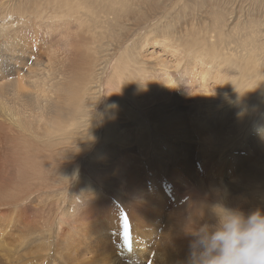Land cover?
<instances>
[{
    "label": "bare ground",
    "instance_id": "obj_1",
    "mask_svg": "<svg viewBox=\"0 0 264 264\" xmlns=\"http://www.w3.org/2000/svg\"><path fill=\"white\" fill-rule=\"evenodd\" d=\"M74 1L75 0H41L32 3V1L24 0L25 7H20L18 10H13L11 13H9V15H5L2 22H0V178L2 179L0 180V187L2 188L4 183H6L8 186H13L15 181L13 179L15 178L26 182L29 180L38 181L44 176L45 167L43 166V163H41L42 161H38V159L34 164L36 167L41 165L40 169L38 171H33L32 154H34L36 158H42L43 156L54 153V150L57 149L58 146H60L58 154H64V152H62V146L77 147V150L81 152H79L78 154V160L71 165V169L74 168V172L72 173V175H74V173L77 174L78 172H82L83 178L85 179H91L92 176H95V178L91 179L93 181V186H95V197L93 199L92 197H90L89 199V196H85L84 198L80 199L81 202L89 200H94L95 202H97L96 204L94 203V207L96 208V210H93V212L95 213V215L98 212L103 213L105 209L100 210L102 209V207L106 209L110 208L111 212L108 215L109 219H107L106 223H99V221L94 220L95 215L85 216L83 212L79 213L76 209L79 204L75 205V203L72 205V208L74 212L77 211L79 213L76 217L73 214L76 219H71L70 217L65 218L66 216L63 213L64 215L59 221V226L62 227L63 230L68 226L67 229L71 228V230H68L66 232V235H64L63 233L60 234V232V235L58 234V238H61L62 235H64L61 239L62 241L67 242V245L65 247L66 251L59 256L60 258H63L62 261L59 262V264H186L189 255L190 239L181 238L187 235L182 232L179 225H177V222L184 219V213H180V217L177 216L168 219V221L172 220L170 221L171 228H175V230L171 229V240L170 243H168V249L176 255L175 257H173L167 249L159 250L158 248H155L154 245H151L154 241L152 239L153 232H141L139 233L141 236L136 233L137 229L140 228L138 230L140 231L142 228H145V226L147 227L150 219L146 215H137V213L135 214V212L140 209L136 210V207L127 209L126 203L113 198L118 193L112 192L113 189L109 191L110 188L115 187L111 185L112 183L108 182V176L110 174L106 176L107 174H105V171L98 173V170L94 169V167L92 168V170H86L84 168L85 166L89 165L90 162H93L94 159L96 160V158L100 156V151L102 150L101 147H104V143L105 145L110 144V142L113 143L115 139H118L116 136H123L117 135V133H119V129H116V127L119 126L121 128L120 120H125V118L126 120L128 119L126 116H124V114H127V108L132 109V111H134L133 114L136 115V117L132 115L136 122H138L136 124L135 130L140 132L139 128L141 127V124L145 125V129L148 132V137H145L141 140L140 149L141 151H146L149 150L150 147L146 145V141H148L149 143H153V140H156L158 138L160 139L162 137V134L159 131L157 132V130H155L156 128L154 129L153 124H151V122L148 120V116L146 115V113L148 112L146 110V105L148 106V104H146V99L144 98H148V96H150L152 101H156L160 98H168L167 96H169V102L171 101L177 104L183 102V99H179L178 96H176L173 92L174 89L179 86V83L176 80V76H172L170 74L171 72H173L171 69L174 68V66H170L168 61L165 59L159 60V64L156 65H152V61L154 59H150V65L144 62V60L142 62V59L140 58L142 54L140 55L139 53L140 51L144 50L145 47L150 46L154 48V51L151 52L153 53L152 55L160 53L158 56L162 57V55L166 54L167 49L170 46L168 44V41L172 39L177 42L179 41V38L175 34V27L173 26V29H171L172 26L170 25L176 22H173L171 20L167 21L169 24L165 22L167 18L171 17L170 4L173 0H125L124 2H120V0H110V6L104 8L103 10L93 9L92 14L94 15L95 20L84 19V24L81 20L82 10L84 6H81L80 3H76ZM216 6L217 5H215L214 7ZM196 7L200 8L201 6L199 3H197ZM139 10L142 11L144 15L143 18L138 16ZM159 15H162L164 20L160 21V30L157 34L154 32V30L158 29L157 17ZM210 15L212 16L214 21L221 18L217 13H210ZM8 16H10V20H8ZM261 17V20H255V27L251 26L250 33L245 35H232V31L234 28L228 30V33H226L223 30V26L227 24L228 19L224 23H215L212 27L213 31L211 32L213 34L211 38L214 39L215 42H208L210 44V47L207 43V45L205 43L204 45L207 48H213L214 50H216L217 48H221V50L217 52V54H214V59L216 61H221L220 64L223 68L240 70V79L232 82L224 79L221 80L222 82H224V86L221 91H224L225 93L231 92L234 98H240L242 96L246 97V95L248 94L250 99L244 102L246 109L244 111L245 115H242L240 121L242 123H245L247 128H250L248 132L253 130V128L255 129L260 126L263 130V134L259 137L258 141L260 145H262L261 141L264 145V52L262 53L261 45L253 44L251 42V40H255L258 37H261L264 40V27L260 28V26H264V12L261 13ZM65 20H68V22L62 23ZM72 22L78 23L79 29H73L74 26L72 28ZM230 22H233V20H230ZM51 23L57 24V32H52L49 36L56 39L58 34L63 35L61 36V41H63L62 45L65 46L64 48L66 50V53H72L73 49L75 48H69L70 44L73 43L72 41H75V35L73 34V32L71 34L70 31H83L85 29L88 30L90 35L87 40H89L90 42L86 41V43L90 45L92 44L91 48H94V50L96 49L98 44L104 42V36H106L105 32H111V35L114 38H107L105 43H108V45H112L113 48H111V52L108 54L109 58L102 61L101 65L98 66L95 78H93V81L91 83V85H93L92 87H89L91 85L88 84V86L87 82H84V79H82V77H76L72 80V75L70 76V80H67V82L63 84L62 82L65 80L64 77L66 76V74L62 72L60 74L58 73L59 77L63 78L60 82L57 80V74H54V69L48 75L45 73H41L42 66H46V64L43 60L32 58L33 52L31 47H38L37 44H34L35 40L41 37V35H48V29H43L42 25H49ZM32 24H35V26L33 27L34 29L29 28V26H31ZM132 24H138L136 27L137 30L144 31L148 28L149 31L144 36L136 38L134 37L135 30L132 27ZM63 26H65V28H63ZM257 29L263 30V34H257ZM123 45H126V49L121 53L123 56H127V61L123 65L119 64L118 61L120 60L115 61L113 65L114 71L110 76L106 89L108 91V95L112 94L111 100L107 98V107H104V109L99 114L97 112V106L99 104V100L103 98V76L106 74L108 68L110 67L112 59L115 56L116 52L120 51ZM193 45V43H189L187 45L188 48H186V50L183 49L182 56H184V58H191L188 57V55L190 53L193 54ZM62 48L63 47H61V49ZM155 48H160L161 52H156L157 50H155ZM176 50H178L177 47ZM258 52L262 53V55L260 56ZM175 53H178V51ZM96 54L98 55V53ZM64 56L66 55L64 54ZM203 57L204 56H200L199 52L198 57H192L193 60L191 67H189L188 62H185L188 63L187 66L185 67L184 65L182 71H178L175 75L178 74L177 76L180 79H189V81H192V79L195 78V88H197V92L199 93L197 96L200 95L201 97L195 98L194 101L197 102L200 106L203 101H206L207 103H211L213 108H222L224 95L212 96L211 91L208 89L207 76L211 74V68L208 67V64L203 62ZM180 62H178V64ZM75 63L77 64V62ZM154 63L155 62H153V64ZM188 67L190 70H188ZM176 70L177 68L175 66L173 73H175ZM160 77L164 80L167 79L170 85L177 86L174 89H166L167 85ZM86 90L90 91V95L92 94L91 101L93 100V102H89L87 104V99L83 97L87 92ZM168 90L172 91L174 95L171 96L172 94L170 95ZM63 92L65 94L64 98L62 97ZM57 93H59L57 100H53L52 95H57ZM97 97L99 98V100H97ZM118 109H121L124 114L119 110L120 115L118 114L119 116H117L115 110L118 113ZM174 110L176 109H170V111ZM38 114L40 115V117H42V119H46V123L44 126L47 130L49 127H51L52 129V126L55 125V123L54 125L51 124L52 126L48 125L50 121L52 122L54 120L57 122L58 130H54L55 127L53 128V131L55 132H52V130L47 131L44 129L46 134L43 135V129V132H40L41 126L35 129L34 126H32L31 120H34L35 116ZM55 115L57 116L56 119L51 120ZM221 116V111L216 110L213 113L212 118L215 121H221L223 120L220 118ZM49 117H51L50 120ZM197 117V120L200 122V124L205 123L206 119L202 118V113H200V116L198 115ZM127 124L124 123L125 128L128 127L130 129V125ZM131 124L133 123L131 122ZM220 124L224 125L223 122ZM220 124L212 130V135H214L212 139L215 140L219 138L224 142L225 145L230 147V142L233 139L232 132H230V129L228 130V128L220 131ZM151 132H153L154 135H152ZM101 142H103L102 146L98 144ZM119 142L121 141L119 140ZM84 143H86V146L82 145ZM84 147L85 149H83ZM111 147L113 148L114 146L109 145L108 148L111 149ZM151 153V151L148 152V154L150 155ZM173 155L174 153L172 154V156ZM259 155H261V153ZM154 156L155 154L152 153L151 158H153ZM229 156L230 154L228 153L221 155L220 159H227L224 166H227L229 164ZM52 157H54V155H52ZM86 158L88 164L86 163ZM56 159L57 158H53L52 160L55 161ZM230 159L238 163L232 165V167L237 170L238 166L241 167V162H243L244 158H240L239 156H237V154H233ZM150 162L155 164L151 159ZM167 164L170 163L167 162ZM53 165L54 166L52 170L55 171L51 172V175H54L59 171L61 173V171L64 172L65 170H67H62L63 165H57V162ZM249 165L248 169L244 171L243 180L238 183L247 185L253 189L256 188V190L261 189L259 187H264V181L261 180L262 178H264V171L258 168L256 170H251L252 168L250 169ZM106 166L108 167L109 165ZM3 168L5 173H2ZM15 168L19 169L18 171H20L17 173L18 177H14ZM111 168L113 169V167ZM111 168H109L108 170L110 171ZM123 169L124 166H122V170ZM157 169L160 170V164ZM136 172L133 173V175H136ZM120 174L123 175V173ZM104 178L107 179L108 183ZM134 178H131L130 181L132 189L134 188L133 190H135V185H133V183L135 182ZM72 179H74V177ZM180 179H177V184L172 187L173 190L177 192V194L178 192H180ZM161 181L163 183H166L167 177L163 179L162 176ZM113 182H115V180ZM18 183L20 184L19 181ZM224 183L225 184L220 185L221 194H217V197L223 200L227 205H230L231 202L235 200L234 194L236 193L238 187L230 181ZM45 184L48 187L57 186L54 185L55 183H52L51 181H48ZM45 184L43 183L42 186H44ZM193 185L188 187L190 188L188 191L193 189L195 190V186ZM243 187L244 186H242V188ZM100 190L103 192V195H109L106 201L98 199V197L101 195L99 194ZM173 190L172 192H168V196L166 197V200L168 201L167 204H170L171 206L175 201V198L177 197V194H175ZM261 191L255 192L260 194L259 197H262L261 199L264 200V194L262 193L263 191ZM20 194L22 193L19 192V195ZM102 198L104 199V196ZM191 200L192 199H190V201ZM237 203V206L248 205V211L253 208L251 202L245 201L244 203L243 201L238 200ZM80 204H82L83 206V203ZM188 204L189 203H187V206ZM178 210L182 211V207L178 208ZM125 215H127L129 219L128 229H124L122 227V220ZM10 218L12 217L10 216ZM189 219L196 223L199 222V218L194 216L190 217ZM2 220H7V218ZM137 220H139L138 224L136 223ZM90 222L91 225H89ZM12 224L13 222L10 223L8 227L4 228L6 234H8L9 230L12 227ZM135 225H137V228L132 229V227H134ZM89 226H91L93 229H91ZM23 228V232L21 234H18L20 235L19 237L8 236L9 234L5 236L0 233L1 254H12L14 257L13 262L16 263L20 259L19 249H21V251L24 253L23 257L27 259V255L30 252H33L30 248L31 245L40 244L39 247H43V244L39 243V241L41 240L40 238L27 234L28 228L35 230V227L23 225ZM104 228H111L110 230L113 233L106 232L102 237V231L104 230ZM74 229L76 230V232H73ZM151 231H153V229ZM114 237H116V240H113ZM6 238L10 242H6ZM92 238H95V244L93 247L79 245L80 243L86 244L87 241ZM15 243H17L19 247L15 245ZM77 248L81 250L83 249L84 252L75 250Z\"/></svg>",
    "mask_w": 264,
    "mask_h": 264
},
{
    "label": "rangeland",
    "instance_id": "obj_2",
    "mask_svg": "<svg viewBox=\"0 0 264 264\" xmlns=\"http://www.w3.org/2000/svg\"><path fill=\"white\" fill-rule=\"evenodd\" d=\"M29 1H32L33 3L41 0H29ZM124 1L125 0H120V2H124ZM74 2L80 3L81 6H84L81 15V20L83 24H84V19L95 20L94 15L92 14L93 9L103 10L104 8L110 6V0H75ZM197 3L200 4L201 6L200 8L196 7ZM215 5L217 6L214 7ZM170 6H171V17L167 18L165 22H167L168 20L176 22L170 25L172 26L171 29H173V26L175 27L174 29L175 34L179 38V41L177 42L174 39L170 40L171 42L168 41V44L171 47L169 46L166 54L162 55V57L158 56L160 53L159 54L156 53L155 55H152L153 53L151 52L154 51V48L150 46L145 47L144 48L145 51L142 50L139 52L140 55L142 54L140 57L142 59V62L144 60V62L151 65V60L154 59L152 61V65H156L159 64L158 63L159 60L165 59L168 61L170 66H174V68L171 69L173 72L176 66L177 70L175 71V73L173 72L170 73L172 76H176V80L179 83V86L176 89L174 88L177 85L176 86L170 85L167 79L164 80L163 78L161 77L160 78L163 79L164 82L166 83L167 85L166 89L167 88L174 89L173 91L174 94L178 96L179 99H183V102L177 104L171 101L169 102V96H167L168 98L165 99L160 98L156 101H152L150 96H148V98H144L146 99V104H148V106L146 105V110L148 111L146 115L148 116V120L151 122V124H153V128L154 129L156 128L155 130H157V132L159 131L162 134V137L160 139L159 138L156 140L154 139L153 143H149L148 141H146V145L148 147L150 146L149 150L152 153H154L155 156L151 158L152 153L151 155L148 154V152H150L149 150L141 151L140 149L141 140L145 137H148L147 136L148 132L146 131L145 125L143 124H141V127L139 128L140 132L135 130L136 124L138 122H136V120L134 119V117H136V115L133 114L134 111H132V109L127 108L126 109L127 114L125 115L121 109H118V113L115 110L117 116L120 115V111H121L124 114V116L128 118L127 120L126 118L125 120H120L121 128L119 126L116 127V129H119V133H117V135H123V136H116L118 139H115L113 143L110 142V144L107 145H105V143L103 145V142L98 143L100 144V146L102 145L104 146L101 147L102 152L100 151V156L97 157L96 160L94 159L93 162H90L92 165L89 163V165L85 166L84 168L86 170L87 169L92 170V168L94 167V169L98 170L97 171L98 173L105 171V174H107L106 176L110 174L108 176L109 179L108 177L107 179L109 180L108 182L112 183L111 184L112 186H115L114 187L115 189L110 188L109 191L113 189L112 192L118 193L113 198H116V200H120L126 203L127 209H131L132 207H136L137 208L136 210L140 209L137 212H135V214L137 213V215L139 214L146 215L150 219L148 226L147 227L145 226V228H142L140 231H138L140 228L137 229L136 233L139 236H141L139 234L141 232H153L152 239L154 241L152 242L151 245L152 246L154 245V247L158 248L159 250L167 249L171 254V256L175 257L176 256L175 253H173L171 250L168 249V243H170L171 240L170 237L171 229L175 230V228H171L170 225V221L172 220L168 221V219L177 216L180 217V213L181 214L184 213V219L182 221L177 222V225H179L182 232H184L187 235L181 238L191 239L190 236L188 235V231L192 229V227L196 222L192 221L189 218L194 216L199 218V222H203L211 217L214 206L221 205L228 208L239 209L243 211L245 214L251 213L252 210L255 211L257 209L260 210L262 209L261 211H264V200L261 199L262 197H259L260 194L257 193L258 191L260 192L262 190L263 192L262 191L261 192L264 194V187H259L261 189L256 190V188L253 189L247 185H242L241 183H238L243 180L244 171L248 169L249 164H250L249 168L250 169L252 168L251 170H256L258 168L264 171V150H263L264 145L262 141H261L262 145H260L258 141L259 137L263 134V130L259 126L255 129L252 127L253 130L248 132L250 128H247L245 123H242L240 121L242 115L243 114L245 115L244 111L246 109L244 102L250 99L248 94L246 95V97L242 96L240 98L239 97L234 98L231 92L225 93L224 91H221V89L224 86V82H222L221 80L224 79L232 82V81H236L237 79H240L241 78L240 70L232 69V68L229 69L223 68L222 65L220 64L221 61L219 60L216 61L214 59V54H217V52H219L221 48H217L216 50H214L213 48H207L204 45V43L205 44L207 43L208 46L210 47V44L208 42L211 43L215 42V40L211 38V36L213 35L211 33L213 31L212 29L213 25L215 23H224L227 19H228L227 24L223 26V30L226 33H228V30L234 28L232 31V35L236 36V35L249 34L251 31V26L255 27L256 25L255 20L262 19L261 13L264 12V0H195V1L173 0ZM20 7H25L24 0H0V22H2L5 15H9V13H11L13 10L16 9L18 10ZM210 13L211 14L217 13L221 18L219 20L214 21ZM138 16L142 18L144 17L142 11L139 10ZM157 18H158L157 20L158 29L154 30V32L158 34L161 25L159 23L161 20L164 19L162 15H159ZM10 19H11L10 16H8V20ZM230 20H233V22H230ZM66 22H68V20H65L62 23H66ZM56 25H57L56 23H51L49 25H44V24L42 25L43 29H48V35H41V37L35 40L34 44H37L38 47H34V48L31 47L33 52L32 58L43 60L44 63L46 64V66H42L41 73L43 74L45 73L48 75L54 69V74H57V80L60 82L62 81L63 78L59 77L58 73L59 74L61 72L65 73L66 76L64 77L65 80L62 82L63 84H65L67 80L69 81L70 76L72 75V80L76 77L78 78L82 77V79H84V82H87V85L88 84L91 85L93 78H95V74L97 73L98 66L101 65L102 61L109 58L108 54L111 52V48H113L112 45H108V43H105V41L107 40V38H111V37L114 38V37L111 35V32L110 33H108V31L105 32L106 36H104V42L98 44L96 49L94 50V48H91L92 44L90 45L86 43V41L90 42L89 40H87L90 35L88 30L85 29L83 31L82 30L70 31L71 34L73 32V34L75 35V41L74 40L72 41L73 43L70 44L69 48L70 49L74 47L75 48L73 49L72 53L71 52L66 53L65 52L66 50L64 48L65 46L62 45L63 41H61V36L63 35L58 34L57 36L56 34L57 40L54 39V37L52 38L49 36L50 33L57 32ZM137 25L138 24H132V27L135 30L134 37L140 38L148 33L149 31L148 28L144 31L137 30L136 29ZM34 26L35 24L34 25L32 24L31 26H29V28L34 29L33 28ZM263 27L264 26H260V28ZM63 28H65V26H63ZM72 28L79 29V24L76 22H72ZM257 30H258L256 32L257 34H263L262 33L263 30L261 29H257ZM251 42L253 44L261 45L262 53L264 52L263 38L258 37L255 40H251ZM189 43L194 44L193 45L194 51L193 54L190 53L188 55V57L191 58H184V56H182L183 49L186 50V48H188L187 45ZM175 46L178 48V50H176ZM61 47L63 48L61 49ZM125 49H126V45H123L120 51L116 52L115 56L112 59V63L110 64V67L108 68L106 74L103 76L104 77L102 82L103 98L99 100V98L97 97L98 98L97 100H99V104L97 106V112L99 114L104 109V107H107V103H106L107 98L111 100L112 94L108 95V91L106 89L110 76L113 74L114 71L113 65L115 61L120 60L118 61L120 65H123L127 61L126 59L127 56L126 55L123 56L121 53ZM155 50H157L156 52L159 51L161 52L160 48H155ZM177 51L178 53H175ZM199 52H200V56H204L202 58L203 62L208 64V67L211 68V72H210L211 74L207 76V86L212 93L211 95L212 96L224 95V100L222 101L223 104L222 108L219 109L213 108L211 103H207L206 101H203V103L200 106L197 102L194 101L195 98L201 97L200 95L197 96L199 93L197 92L198 91L197 88H195V84H196L194 81L195 76L193 77L194 79H192V81H189V79L187 80L180 79L177 76L178 74L175 75L178 71H182L184 65L186 67L187 64L189 63V67H191L193 60L192 57H198ZM96 53H98V55ZM262 53L258 52L260 56L262 55ZM64 54L66 56H64ZM168 57L170 58V60ZM75 62H77V64ZM153 62L155 63L153 64ZM178 62L180 63L178 64ZM189 67L188 70H190ZM155 76H159V75H155ZM92 86L93 85L89 87ZM168 91L170 95L172 94L171 96L174 95L172 91L170 90ZM91 95H90V91H87L86 94H84L83 97L87 99L86 104L89 102H93V100L91 101V97H92ZM58 96L59 93H57V95L54 96L52 95L53 100H57ZM62 97L63 98L65 97L64 92L62 93ZM171 108H175L176 110L170 111ZM216 110L221 111L222 116L220 118L223 120L215 121L212 118L213 113ZM200 113H202V118L206 119L204 124L202 123L200 124V122L197 120L198 118L197 116L198 115L200 116ZM132 115H134V117ZM56 117H57L56 115L54 116V118L52 117V119L51 117H49V120L56 119ZM31 121L30 122L32 123V126H34L35 129L41 126L40 132L42 131V129L43 131L44 129L47 130L46 127L44 126L46 123V119H42V117H40L39 114L36 115L35 119ZM131 122L133 124H131ZM222 122L224 123V125L220 124ZM124 123L125 124L128 123L127 125H130L132 129L131 128L129 129L128 127L125 128ZM51 124L54 126H52ZM219 124H220L219 126L220 131L224 130L225 128H228V130L230 129L229 131L232 132L233 139L230 142L231 144L230 147L225 145L224 142L221 141L219 138L215 140L212 139V137H214V135H212V130ZM48 125L52 126V129L51 127H49L48 130L50 131L52 130V132H55L53 131L54 127H55L54 130L56 131L58 130L57 122L55 120L52 122L50 121ZM151 133L152 135H154L153 132ZM42 134L45 135L46 134L45 131ZM119 140L121 142H119ZM82 145L86 146V143ZM109 145L111 146L113 145L114 147L113 148L111 147V149H109L108 148ZM59 147L60 146H58L57 149L54 150V153L52 154L47 153L48 155L43 156L42 158L39 157L36 158V156L32 154L33 171H38L40 169L41 165L36 167L34 164L37 159L38 161H42L41 163H43V166L45 167V174L40 180L38 181L29 180L24 182L15 178L13 179L15 180L13 186H8L6 183H4L2 188L0 187V233L5 236L9 234L8 236L19 237L20 235L18 234H21L23 232L24 229L23 225L24 226L28 225L31 227H35V230L28 228L27 234L40 238L41 240L39 241V243L43 244V247H39L40 244H37L38 246L36 244L31 245L30 248L33 252H30L27 255V259L23 257L24 253L21 251V249H19L20 259L17 263L13 262L14 257L12 254H1L0 252V264H59V262L62 261L63 259L60 258L59 256L66 251L65 247L67 245V242L62 241L61 238L64 235H66V232L68 230H71V228L67 229L68 226L65 227L64 230L62 229V227L59 226V221L61 220L63 215L65 214L66 216L65 218L70 217L71 219H76L75 217L81 212H83L85 216L95 215V213L93 212V210H96V208L94 207V203L96 204L97 202H95L94 200L81 202L80 200L85 196L87 197L89 196L88 197L89 199L90 197H92V199L95 197L94 196L95 186H93V181L91 180L92 178H95V176H92L91 179H85L83 178L82 172H78L77 174L74 173V175H72V173L74 172L73 171L74 168L71 169V165L72 163H75L78 160L79 157L78 154L81 151L77 150V147L62 146V152H64V154L63 153L58 154ZM83 149H85V147ZM173 153L174 155L172 156ZM227 153L230 154L229 156L230 165L228 164L227 166H224L227 159L226 158L220 159V157L222 154H227ZM258 153L259 154L261 153V155H259ZM233 154H237V156H239L240 158H244L243 162H241V167L238 166L237 170H235L232 167L233 164H238L234 162L232 159H230V157ZM52 155H54V157H52ZM53 158L54 159L57 158V159L53 161L52 160ZM150 159L155 164L151 163ZM56 162L57 165L58 164L63 165L62 170L65 169L67 170H65L64 172L61 171V173L59 171L58 173L51 175L50 173L55 171L52 170V168L54 166L53 164H56ZM167 162L170 164H167ZM86 163L88 164L87 158H86ZM158 163L160 164V170L157 169V167H159ZM106 165L109 166L107 167ZM122 166H124L123 170H122ZM111 167H113V169ZM133 167L136 168L134 169ZM109 168H111L110 171L108 170ZM18 170L19 169L15 168L14 177H18L17 173L20 172ZM135 172L136 175H133V173ZM2 173H5L4 168ZM120 173H123V175H121ZM162 176L163 179L167 177L166 183H163L161 181ZM73 177L74 179H72ZM126 178H129L130 180ZM131 178H134L135 182L133 183V185H135V190H133L134 188L132 189L130 183ZM104 179L107 182V179L106 178ZM177 179H180L181 181V184L179 185L180 192H178V194L172 188L174 185L177 184L178 182ZM0 180L2 179L0 178ZM114 180L115 182H113ZM261 180L264 181V178H262ZM18 181L20 182V184L18 183ZM48 181H51L52 183L54 182L55 183L54 185L57 186H52V187L46 186L45 183ZM227 181L232 182L235 186L238 187L236 193L234 194L235 200H233L230 205H227L223 200L217 197V194H221L220 185L225 184L224 182L227 183ZM43 183L45 184L44 186H42ZM113 183H115L116 185ZM191 185L195 186V190L193 189L188 191L190 189L188 187ZM242 186L244 187L242 188ZM246 186L248 187V189ZM171 189L175 192V194H177V197L175 198V201L172 203V206L170 204H167L168 201L166 200V197L168 196L167 195L168 192H172ZM250 191L252 192V196ZM19 192H21L22 194L19 195ZM99 194H101L100 195L101 197L99 196L98 199L103 201H106L109 197V195L108 196L103 195V192L101 190ZM103 196L104 199L102 198ZM190 199L192 200L190 201ZM238 200L243 201L244 203L245 201L251 202L253 208L248 211V205L237 206L236 204H238L237 203ZM74 203L75 205L79 204V206L76 207L79 213L77 211L74 212L72 208V205ZM80 203H83V206ZM187 203H189L188 206ZM177 207L178 208L182 207V211H179ZM103 209H105L103 213L98 212L95 215L94 220L99 221V223H106L107 219H109L108 215L110 214L111 209L110 208L106 209L102 207V209L100 210ZM141 210L144 212H142ZM217 211H219V209ZM73 214L75 217L73 216ZM10 216L12 218H10ZM6 218L7 220H2ZM12 222H13L12 227L9 230L8 234H6L4 228L8 227ZM91 222L89 225H91ZM138 222L139 220L136 221L137 224ZM89 227L93 229L91 226ZM135 228H137V225L132 227V229ZM151 228L153 229V231H151L152 230ZM110 229L104 228V230L102 231L103 232L102 237L106 232H112ZM59 232L60 234L61 233L64 234L62 235L61 238H58V236L60 235ZM73 232H76V230L74 229ZM115 238L116 237H114L113 240H116ZM5 241L10 242L7 238L5 239ZM94 244H95V238H92L89 239L86 244L80 243L79 245L93 247ZM15 245L19 247L17 243H15ZM75 250L84 252L83 249L81 250L77 248Z\"/></svg>",
    "mask_w": 264,
    "mask_h": 264
},
{
    "label": "clouds",
    "instance_id": "obj_3",
    "mask_svg": "<svg viewBox=\"0 0 264 264\" xmlns=\"http://www.w3.org/2000/svg\"><path fill=\"white\" fill-rule=\"evenodd\" d=\"M188 235L186 264H264V211L260 209L245 214L214 206L211 217L195 223Z\"/></svg>",
    "mask_w": 264,
    "mask_h": 264
},
{
    "label": "snow or ice",
    "instance_id": "obj_4",
    "mask_svg": "<svg viewBox=\"0 0 264 264\" xmlns=\"http://www.w3.org/2000/svg\"><path fill=\"white\" fill-rule=\"evenodd\" d=\"M122 227H123L124 229H128V228H129V219H128L127 215H125V216L123 217V220H122Z\"/></svg>",
    "mask_w": 264,
    "mask_h": 264
}]
</instances>
